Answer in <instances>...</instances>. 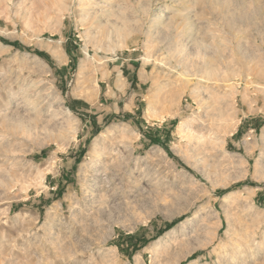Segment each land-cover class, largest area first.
Segmentation results:
<instances>
[{
    "label": "rangeland",
    "instance_id": "374dc122",
    "mask_svg": "<svg viewBox=\"0 0 264 264\" xmlns=\"http://www.w3.org/2000/svg\"><path fill=\"white\" fill-rule=\"evenodd\" d=\"M0 264H264V0H0Z\"/></svg>",
    "mask_w": 264,
    "mask_h": 264
}]
</instances>
